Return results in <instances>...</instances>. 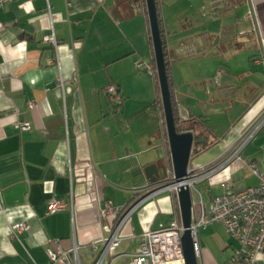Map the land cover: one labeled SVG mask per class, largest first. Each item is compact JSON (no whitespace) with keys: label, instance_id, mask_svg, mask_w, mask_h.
Segmentation results:
<instances>
[{"label":"crops","instance_id":"0c3cea01","mask_svg":"<svg viewBox=\"0 0 264 264\" xmlns=\"http://www.w3.org/2000/svg\"><path fill=\"white\" fill-rule=\"evenodd\" d=\"M143 2L0 6V264H51L47 250L58 255L74 243L82 263L92 264L91 243L107 236L105 207L126 205L172 171L159 88L133 66L153 64ZM158 4L177 127L192 131L194 141L199 136L202 148L194 153L192 147L188 169L219 163L264 103V0ZM51 33L56 50L43 42ZM109 85L118 103L103 93ZM222 121L229 126L223 129ZM19 123L29 130L20 131ZM241 157L264 173V126ZM150 167L159 177H147ZM226 183L242 190L258 180L231 161L196 184L206 212ZM52 200L66 207L50 214ZM174 217L181 222L176 195L145 199L120 232L117 258L128 264L140 236ZM22 223L26 230L11 237L10 228ZM198 241V264H227L237 248L220 223L199 229ZM258 260L264 264V253Z\"/></svg>","mask_w":264,"mask_h":264},{"label":"built area","instance_id":"2783aa9c","mask_svg":"<svg viewBox=\"0 0 264 264\" xmlns=\"http://www.w3.org/2000/svg\"><path fill=\"white\" fill-rule=\"evenodd\" d=\"M12 1L14 0H0V6ZM97 1L101 5L105 3V0ZM65 6L69 7V3L65 2ZM43 42L56 50L57 41L53 33L45 36ZM260 44L264 61V38L261 39ZM133 66L135 70L142 71L153 78L156 75L155 67L151 62L137 60L133 63ZM58 86L63 91L64 83L61 79L58 81ZM103 93L109 102L118 103L116 87L109 85L104 88ZM33 107L34 103L30 102L29 108L32 109ZM263 126L264 106L240 132L232 153L225 160L209 166L199 167L196 170H188L190 179L186 183L190 188H193L198 182L215 175L234 160L241 163L258 180L255 186L242 190H232L228 183L224 184L223 192L211 200L207 212L204 210L201 198L195 216H193L192 205L190 236L196 259H198L200 252L198 230L204 229L213 223H220L230 238L237 244L234 255L227 264H259L258 257L264 253V173H260L254 164L242 159L241 151ZM16 127L20 131L29 130L28 123H19L16 124ZM183 184V182L174 183L173 173L168 171L165 180L146 187L141 191V194L126 205L119 207L107 205L100 213L103 220V231L107 236L91 243L90 249L95 254L92 264H113L115 262L117 259L116 252L122 241L120 232L139 204L147 198L164 192L177 196ZM65 207L64 202L52 200L48 204V213L53 214ZM108 217H111L110 221L107 220ZM24 230H26L24 223L13 225L10 228L11 237L17 238V235ZM183 231L180 220L174 217L164 229L142 234L138 240L136 252L130 256L128 264H185L181 247ZM46 254L51 264H83L79 256V246L75 243L71 249L61 254L57 255L50 250H47Z\"/></svg>","mask_w":264,"mask_h":264},{"label":"water","instance_id":"95a60500","mask_svg":"<svg viewBox=\"0 0 264 264\" xmlns=\"http://www.w3.org/2000/svg\"><path fill=\"white\" fill-rule=\"evenodd\" d=\"M146 7L149 33L152 44L153 60L155 65L157 84L160 92L161 106L163 111L165 132L167 136V145L170 156L171 170L174 183H184L177 193V200L180 212L181 224L184 229L181 236V247L185 264H198L192 248V239L190 236V226L192 223V198L191 189L187 185L190 179L188 165L191 157L194 134L192 131H177L174 111L171 103V94L169 90L168 78L165 69L164 55L162 49V40L159 31L158 17L155 0H144ZM218 109V107H216ZM153 167L147 168L145 173L149 177ZM157 176L156 173H152ZM159 177V176H157ZM164 179V175L160 176ZM155 179L152 182L155 183ZM196 186V185H195Z\"/></svg>","mask_w":264,"mask_h":264},{"label":"trees","instance_id":"16d2710c","mask_svg":"<svg viewBox=\"0 0 264 264\" xmlns=\"http://www.w3.org/2000/svg\"><path fill=\"white\" fill-rule=\"evenodd\" d=\"M144 3V2H143ZM145 4V3H144ZM155 5H156V11H157V17H158V24H159V31H160V35H161V40H162V49H163V55H164V62H165V69H166V74H167V78H168V84H169V90H170V94H171V103H172V107H174V104H173V98H172V91H171V84H170V76H169V65H168V59H167V53H166V45H165V42H164V37H163V31H162V26H161V22H160V19H159V4H158V0H155ZM143 14L146 18V22H147V14H146V7L144 5V8H143ZM148 24V23H147ZM147 38H148V42L149 44L151 45L152 47V44H151V39H150V33H149V28L147 26ZM153 66H154V60H153ZM154 81H155V84L158 86L157 84V77L155 75V77L153 78ZM174 111V110H173ZM176 121V120H175ZM177 123V122H176ZM177 131L180 132L181 129L177 127ZM199 136H197L195 138V141H194V148H193V152L194 153H197L199 152L200 150H202V148L200 147V142H199Z\"/></svg>","mask_w":264,"mask_h":264},{"label":"rangeland","instance_id":"374dc122","mask_svg":"<svg viewBox=\"0 0 264 264\" xmlns=\"http://www.w3.org/2000/svg\"><path fill=\"white\" fill-rule=\"evenodd\" d=\"M147 75V74H146ZM151 77V76H150ZM216 120V119H215ZM218 121V120H217ZM222 123H223V129H225L227 126H229V124L227 123L226 124V122H223L222 121ZM213 124V123H212ZM202 159V157L201 158H199V159H197V160H201ZM199 194H201V196H203V192H202V190L199 188V186L198 185H196V186H194V188L193 189H191V198H192V204H193V215L195 216L196 215V210H197V206H199L198 204H199V201H200V198H201V196L199 195ZM203 203V202H202ZM124 262H125V259H124V257H122V256H120V257H118L116 260H115V262H114V264H124Z\"/></svg>","mask_w":264,"mask_h":264},{"label":"bare ground","instance_id":"6f19581e","mask_svg":"<svg viewBox=\"0 0 264 264\" xmlns=\"http://www.w3.org/2000/svg\"><path fill=\"white\" fill-rule=\"evenodd\" d=\"M263 106H264V103H263V105H262L260 108H262ZM260 108H259V109H260ZM259 109H258V110H259ZM253 115H254V114H253Z\"/></svg>","mask_w":264,"mask_h":264},{"label":"flooded vegetation","instance_id":"af4514ba","mask_svg":"<svg viewBox=\"0 0 264 264\" xmlns=\"http://www.w3.org/2000/svg\"><path fill=\"white\" fill-rule=\"evenodd\" d=\"M162 182V181H161ZM158 183H160V181L159 182H157V183H155V184H158ZM154 185V184H153Z\"/></svg>","mask_w":264,"mask_h":264}]
</instances>
